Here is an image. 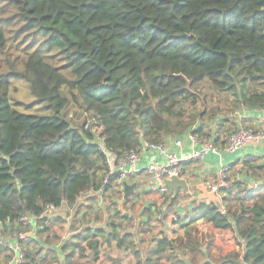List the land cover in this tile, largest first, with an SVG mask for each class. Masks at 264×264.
I'll return each mask as SVG.
<instances>
[{
    "label": "trees",
    "instance_id": "1",
    "mask_svg": "<svg viewBox=\"0 0 264 264\" xmlns=\"http://www.w3.org/2000/svg\"><path fill=\"white\" fill-rule=\"evenodd\" d=\"M14 80L51 115L13 107ZM205 83L234 109L264 107V0H0V227L13 230L25 216L44 223L48 206L73 208L101 189L106 156L90 130L71 123L72 104L100 116L105 146L124 156L188 131L212 138L205 117L212 121L213 110L196 109ZM114 188L113 180L107 192ZM180 195H170L169 212ZM220 196L223 211L196 200L175 211L174 236H155L144 249L135 236L150 231L153 207L135 233L107 207L104 227L84 218L59 250L69 264L97 263L114 242L134 264H264V186L232 182ZM198 220L231 230L243 254L213 259ZM39 248H25L24 264H44ZM55 254L44 257L53 264Z\"/></svg>",
    "mask_w": 264,
    "mask_h": 264
},
{
    "label": "crops",
    "instance_id": "2",
    "mask_svg": "<svg viewBox=\"0 0 264 264\" xmlns=\"http://www.w3.org/2000/svg\"><path fill=\"white\" fill-rule=\"evenodd\" d=\"M230 108L232 110L228 111L227 116L219 117V118H216L217 116H215L216 119L214 118L212 121L207 122L209 123L207 126L212 131V137L215 139L217 137L219 138L218 143L220 147L222 145L223 147L225 146L226 136L231 130L237 127H244V128L256 127V125L258 124L257 118L259 116V110L247 109V108L234 109L232 106ZM239 111L243 113L242 118L241 119L233 118L232 117L233 114ZM199 125L200 124L195 125L194 128H196V126ZM204 139L205 141H207L209 138H204ZM164 142L168 144L169 148L172 151L177 152V154L183 159L181 166L183 167L185 176L180 179L185 180L189 186H195V185L203 184L205 181L218 179L221 166L219 164V159L217 157L212 155V156H208L204 160L197 162L187 160L186 158H188V155L194 149V146L190 142L186 141L183 149H177V147H175L174 139L172 140L170 138H167ZM141 155H142V159L140 160L141 162L139 163L140 168L145 166L147 163L154 160L155 158L159 159L156 154H153L146 149L141 151ZM223 157H224L223 163L227 164L229 162L228 157L224 155ZM236 157H237L236 161L230 163L233 164L243 161V167L239 171L236 167L232 170L230 174L231 185L232 182H240L244 186L250 189H253L255 185H258V188L264 186V176L263 175L259 176V173H264V143L258 146L255 145L251 146L248 149L241 151L238 155H236ZM143 177H148V176L143 171H141L138 173V175H135L126 182L130 186L136 185L135 191L132 194H130L128 199H125V192L123 191L125 189L124 186L123 188H114L109 192H107L105 197V203L101 206L99 205V199L96 194H84L73 208L63 206V209L64 208L65 210L68 209L70 210V212L68 213L67 216L66 214L63 215L61 214V212H59L57 215L61 217H57L55 220L49 221L47 225L48 231L40 235H37L36 228L29 229L32 239H30L28 242L25 243V248L34 252V250L37 247H40L39 248L40 253L37 256V260L40 261L41 259L44 258L43 261L44 264L51 263L50 258H45L44 256L47 250H53L56 253L54 257H57L58 262L54 261L52 263L65 264L66 263L65 258L58 247V244L64 237V236L61 237L66 228L64 224L69 223L71 225L72 230L80 229L84 226V218H85L86 220L85 223L87 226L91 225L93 227H97V224H95V222L96 221L98 222L101 219L103 220V218L107 216L106 214L107 205H108L107 197L109 198V196L111 197V201L113 203L124 206V204L129 203V201L133 196L139 195V198L141 199L140 202L137 201L136 197L134 202L136 203L143 202L142 210L140 211V213L145 212L143 211V208L146 209L150 207V205H152L153 203V201H151L150 199L153 197L152 195L154 190L157 191L160 195L162 194L155 188L156 185L152 183L150 178L148 181L150 185L147 184L146 186H144L143 184H141V182L139 183V180L142 179ZM167 188L169 190L168 193L173 194L174 192V194H176L174 188L168 185ZM179 191H181L179 204L186 207H190L192 203L196 200H199L201 196V193H198L197 191H193L191 189L186 193L182 189H180ZM145 194H148L149 196L145 197L144 196ZM72 210L75 211L73 212ZM125 212L127 213V211ZM93 214L95 215L97 214L96 221H94L93 218L91 217ZM123 215L125 216V214ZM145 220L146 219L144 218V221ZM122 221H124V219H122ZM139 223H140V219L137 220V225ZM102 226L104 227L105 224H103ZM194 226L197 229V231H199L198 232L199 236L208 239L207 241L209 242L210 245H212V247H210L209 252L213 259L219 260L225 258L229 253L233 251H237L240 254H243V249L242 247L239 246V244H237L236 236L231 230L218 229L211 223H208L204 220H198L194 224ZM176 228L177 227L173 225V229ZM5 230H6L5 235H8V232L11 231V227L10 226L5 227ZM130 232L135 233L133 231ZM182 232H183L182 230H178V233H182ZM73 234L74 231L73 233H70V231L68 230L66 234L67 237L65 240H68ZM162 234H167L170 237L174 236L170 231L164 230L163 233H159L158 235H153V236L151 235V233L148 232L138 233L135 236V240L136 243L139 245V247L141 249H144L150 243L149 242L150 239H152L155 236H161ZM104 246H107V244H104ZM111 247L114 248V250L116 251L118 250L115 242L112 243ZM118 257H120L121 264H124L125 261L124 259H127L129 264H134L136 261L134 255L131 252H128L125 256H120V255L116 257L109 256L108 257L109 261L103 264H112L111 263V261H113L112 258H118ZM207 260L210 261L209 259ZM113 263L115 262L113 261ZM88 264H98V263L95 262Z\"/></svg>",
    "mask_w": 264,
    "mask_h": 264
},
{
    "label": "built area",
    "instance_id": "3",
    "mask_svg": "<svg viewBox=\"0 0 264 264\" xmlns=\"http://www.w3.org/2000/svg\"><path fill=\"white\" fill-rule=\"evenodd\" d=\"M248 109V108H247ZM259 110V116L257 118L258 124L256 127H237L231 130L225 140V146L220 147L215 138L205 139L195 135L192 131L185 132L180 137H174V145L177 149H183L186 141L190 142L194 149L188 155L187 160L201 161L208 156H215L219 159L221 166L218 179L205 181L203 184L209 191H214L220 195L221 191L231 188L230 174L236 167L239 170L243 167V161L237 163H223V155H238L241 151L248 149L251 146H258L264 143V107L257 108ZM243 113L235 112L233 118L241 119ZM93 128H99L100 133H96V129L90 130L96 137V141L100 146V149L106 156V165L108 172L104 178L101 189L97 192L90 191L85 194H96L99 199V205L105 203V197L107 193V187L114 180L115 188H123L125 183L130 178L138 175L143 171L155 184V188L162 194L166 195L169 190L165 184L166 180H172L173 178H183L185 172L181 163L183 159L172 151L166 142L159 144H144L143 148L138 150H131L124 156H118L112 153L104 144L102 139L103 128L101 126L100 116L94 114L90 118ZM148 150L149 152L156 154L159 159H154L147 163L143 167H139L140 160L142 159L141 151ZM258 185H255L253 189H257ZM125 192V189L123 190ZM63 207H55L53 205L48 206L42 215V218L47 219L44 223H39L38 219L33 216H25L15 224L14 229L5 235V230L0 231V246L4 248L8 258L5 264H24L26 261L25 243L31 238L29 229L36 228V231H44L51 220L52 214H58ZM49 220V221H48ZM1 228V227H0Z\"/></svg>",
    "mask_w": 264,
    "mask_h": 264
},
{
    "label": "rangeland",
    "instance_id": "4",
    "mask_svg": "<svg viewBox=\"0 0 264 264\" xmlns=\"http://www.w3.org/2000/svg\"><path fill=\"white\" fill-rule=\"evenodd\" d=\"M196 93L199 95L198 98L200 100L196 106V109L199 111H202V110L212 111L213 110V114H214L213 119L215 118V116H217L216 118L227 116L228 111L232 110L230 108L231 107L230 99H228L223 93L218 94L215 89L212 90L210 88V85H208L207 83L203 84L200 88H198ZM34 100L35 98L32 95L29 85L26 82H24L23 80H14L12 82L10 90H9V101L13 107L17 108L20 112L26 113V114H35V115H41V116L51 115L50 110H47L42 104H34ZM17 103H20V104H17ZM93 115H94V112L82 110L80 109V107L72 104L69 117L71 119L70 121L73 124V126L80 127L84 125L85 129L88 130L94 127V125L91 124V120H90L91 116ZM210 117L209 115H207L205 118L210 120L211 119ZM209 120H207L206 122H209ZM93 129H96L95 130L96 133H100V131L98 130L99 129L98 127L93 128ZM224 156L228 157V160H229L228 163L235 162L237 158L236 154L235 155L224 154ZM261 175L264 176V173H259V176ZM148 181H149V177H143L142 179L139 180V183L141 182V184H143L144 186H146L147 184L150 185ZM170 195H172V193H167L166 195H160L155 190L153 192V195H152L153 197L150 199L151 201H153V203L152 205H150V207H154L153 210L156 213V218L155 217L153 218V221H152L153 224H151V227H149L150 231L148 232V233H151L152 236L158 235L159 233H163L164 230L170 231L173 235H175L172 221H174L176 218V215H177L176 212L183 213L186 206L178 204L175 206V210L172 209L169 212L168 204L171 203ZM144 196L146 197L149 195L145 194ZM135 197L137 201L140 202L141 199L139 198V195H137V196H133L131 200L129 201V203L124 204V206L113 203L111 201V197L110 196L109 198L107 197L108 199L107 207H111V209H114L115 207H117L119 210H121L122 213L125 214V219L123 222L122 220H119V221H121L124 224V228L127 231H133V232L138 231L139 224L137 225V220L140 219L141 224H144L143 222H145L144 212L140 213V211L142 210L143 202L141 203L134 202ZM64 210L65 208L61 211V214L63 215L66 214L67 216L70 210L68 209H66L65 211ZM144 210L145 209L143 208V211ZM72 211L74 212L75 210H72ZM125 211H127V213ZM164 213H168V216L166 218L163 217ZM57 217H61V216H58L57 214H52L51 220H55ZM91 217L93 218L94 221H96L97 215L93 214ZM105 221H106V217H104L103 220L101 219L98 222L96 221L95 224H97V227H103L102 225L105 223ZM64 225L66 228H65L64 233L61 236V237L63 236L64 237L58 244V247L61 244H63L64 241H66L65 239L67 237L66 235L67 231L69 230L70 233H73V230H75V229L72 230L71 225L69 223L68 224L65 223ZM81 229L82 228H80L79 231ZM2 230H5V229L1 227L0 231ZM5 234H6V230H5ZM210 247H212V245ZM117 251L114 250V248H112L111 246L102 245L101 247L102 254L100 256V260L97 263L98 264L107 263L109 261V258H108L109 256L111 257L119 256ZM5 260L6 258L3 252L2 254H0V264H5ZM124 260H125L124 264H129L127 259H124ZM82 263L86 264L85 261H83ZM111 263L114 264L113 261H111ZM65 264H69V263H65ZM71 264H74V263H71Z\"/></svg>",
    "mask_w": 264,
    "mask_h": 264
},
{
    "label": "water",
    "instance_id": "5",
    "mask_svg": "<svg viewBox=\"0 0 264 264\" xmlns=\"http://www.w3.org/2000/svg\"><path fill=\"white\" fill-rule=\"evenodd\" d=\"M165 184L174 188L175 193H178L180 189H182L185 193L188 192L190 189L193 191H197L201 193V196L199 199L200 201H208L210 203H213L219 209V211H223V204H222V199L220 198V196L214 191H209L208 188L204 184L189 186L185 180L179 179L176 177L173 178L172 180H166ZM124 186H125V199H128L130 194H132L135 191L136 185L130 186L127 183H125ZM112 260L116 264H121L120 257L112 258ZM235 264H242V263L235 262Z\"/></svg>",
    "mask_w": 264,
    "mask_h": 264
},
{
    "label": "clouds",
    "instance_id": "6",
    "mask_svg": "<svg viewBox=\"0 0 264 264\" xmlns=\"http://www.w3.org/2000/svg\"><path fill=\"white\" fill-rule=\"evenodd\" d=\"M49 223V222H48Z\"/></svg>",
    "mask_w": 264,
    "mask_h": 264
}]
</instances>
